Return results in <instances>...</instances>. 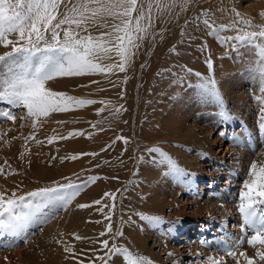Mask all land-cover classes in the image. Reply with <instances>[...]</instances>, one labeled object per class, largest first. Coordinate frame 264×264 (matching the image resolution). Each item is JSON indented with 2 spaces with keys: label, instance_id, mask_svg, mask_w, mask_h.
<instances>
[{
  "label": "rangeland",
  "instance_id": "374dc122",
  "mask_svg": "<svg viewBox=\"0 0 264 264\" xmlns=\"http://www.w3.org/2000/svg\"><path fill=\"white\" fill-rule=\"evenodd\" d=\"M80 2L81 0H63L58 12L62 14ZM140 3L147 9V0H138V6ZM233 7L242 17L252 20V30H258L255 26L264 24V17L260 15L261 11H264V0H190L186 10H182L177 3L175 7L163 11L153 3L151 23L149 25L147 19L141 21L146 27V32L140 34L143 39L136 41L138 47L130 49L132 54L126 71L114 69L110 73H97L100 77L99 98L96 103L90 105H96L99 115L97 120L101 123L96 124L94 128L89 124V105L82 107L80 115L84 114L83 122L78 117L61 113L65 116L63 121L73 122L64 132V137L70 139L52 138V143L49 144L57 151L63 152L71 146L73 139L86 144V137L93 135L95 129H98L97 133L101 136L104 132L117 130V136L112 134V139L102 141L101 147L108 148L107 150L113 147L117 149L122 164L128 165L125 179L104 176L102 172H97L98 163L95 169H91L90 164L82 165L76 159H65L56 154L49 165L52 167L57 163L56 167L51 169L54 173H48L43 179L29 178L23 172L22 178L19 174L16 175L20 167V151L23 146L28 151L27 145L33 144L30 142L41 140L43 121L47 122L49 116L37 121V126L33 128L23 107L13 108L0 102V113L10 108L16 117L13 121L0 115V176L2 175V180L12 182L9 185L11 190L0 191H5L11 196L10 192L14 190L19 196L24 187L28 189L25 193L27 194L37 189L71 182L79 186L78 196L86 192L83 200L90 205L88 208L92 209L93 213L88 216L90 227L87 233L79 235L80 239L75 236L69 241L70 247L87 250L82 264H92L91 259L97 260L95 264H127L123 253L111 251L113 247L127 249L134 256L145 257L151 264H209L210 257L222 261L223 264H236V260L228 255L227 248L228 242L232 243L233 238H239L242 252H247L249 256L255 255V249L241 241V237H250L252 233L240 227L242 219L237 205L238 193L243 188V182L248 179L246 173L250 163L254 160L264 161V130L260 128L264 93L260 90V79L254 71L257 61L254 48L225 40L226 37L237 35V32L232 28H219V25H229L236 19L231 12ZM218 8L224 10L217 11ZM205 9L211 10V19L217 25L215 35H210V30L202 22L203 17L200 14ZM114 24H120V20L97 16L95 20L90 19L82 26V29L86 30L75 29V25L72 28L79 31L81 37L90 35L96 38L102 33L113 31ZM238 27L244 30V25ZM142 48L141 55L137 56V50ZM10 50L0 46V54ZM232 56L243 58L241 65H233L231 71L222 68L227 62L229 64V60H233ZM111 57L96 62L102 66L120 62L114 51ZM65 77L50 80V87L57 88V85L64 82ZM209 78L215 80L223 98V109L215 103H204L198 97L195 86ZM79 88L80 86L77 89ZM152 100L158 101H153L151 106L148 103ZM156 108L158 114L151 115L150 112ZM222 110L229 114L228 119L221 117ZM111 116H116L117 125H110L106 120ZM103 119L108 124L103 122ZM78 120L80 123L76 125ZM28 125L29 128L24 132ZM74 131L83 134L69 136V133H75ZM221 132L225 135L221 136ZM128 143L132 150L129 162L128 159L122 158L123 148L125 149ZM153 147H159L167 153L188 174L187 177L174 175L175 178L172 179L164 178V175L151 183L153 175H150L149 171L152 165L158 167L160 160L158 153L148 151ZM13 149H17L15 155ZM140 155L147 156L148 162L138 167ZM29 159L32 165L34 159L31 156ZM106 160L108 159L100 158V161ZM138 169L143 173L140 182L134 181V173ZM163 171L166 173L168 169ZM29 172H32L31 169ZM90 177L97 179L91 181ZM108 179L109 187L105 185ZM210 179L216 181V189L207 187L212 185ZM16 181L19 184H15ZM144 182L155 184L159 190L153 192L140 189V184ZM32 186L34 187L30 188ZM209 192L218 196L216 200L222 204V209L212 207L213 203L207 197ZM106 193L113 194L114 199L112 195L106 196ZM152 198L154 202L149 201ZM97 200L100 204L93 203ZM67 206H48L44 210L45 218L42 216L44 220L27 228L23 238L19 236V239L13 241L10 235L1 237L3 244L0 242V264H49L48 259L41 254L44 249L49 253L61 250L65 255L63 244H54L49 231L54 230V224L64 223ZM216 208L222 212H215ZM83 209L80 208V211ZM106 217H110V220ZM143 217H158L159 220L152 222ZM201 221L209 223L203 227L205 233L198 231L193 234ZM109 224L112 227L111 232L106 231ZM211 224L212 230L207 228ZM69 226L62 225V230ZM184 226H188V232L182 235ZM102 232L105 235L101 236ZM118 232L123 234L117 235ZM179 237L185 239L180 240ZM8 240H11V243ZM104 240L109 242L108 248H104ZM203 242L206 243V249H202L200 243ZM80 243L83 245L80 246ZM200 249L206 252L200 253ZM67 253L69 254V251ZM99 257H104V260ZM20 258H23V262ZM240 262H244L243 258Z\"/></svg>",
  "mask_w": 264,
  "mask_h": 264
},
{
  "label": "snow or ice",
  "instance_id": "6c2138e0",
  "mask_svg": "<svg viewBox=\"0 0 264 264\" xmlns=\"http://www.w3.org/2000/svg\"><path fill=\"white\" fill-rule=\"evenodd\" d=\"M62 2L63 0H0V46L11 49L0 54V102L26 109L27 117L32 118L33 128L42 117H48L53 112H65L72 110L73 107L96 103L93 100L79 99L67 96L63 92L52 91L46 87L48 81L64 76L110 73L114 69L120 72L126 71V65L132 54L130 49L138 47L136 41L143 39L140 34L146 32V27L141 21L147 19L149 25L151 23L153 3L160 11L175 7L177 3L182 10H186L190 0H147V9L143 3L138 6V0H81L79 4L74 5L70 10L66 9L61 14L58 9ZM90 5L95 6L90 7ZM223 10V8L217 9V11ZM231 12L236 19L229 25H219V28H232L237 32V35L226 37L225 40L236 41L254 48L257 57L254 71L260 79V90L264 93V24L256 25L258 30H252V20L242 17L234 7ZM89 13L91 15H88ZM200 15L203 17V24L210 30L209 34L215 35L217 25L211 19V10L205 9ZM260 15L264 17V11H261ZM97 16L113 17L120 20V24H114L113 31L102 33L96 38L90 35L81 37L79 31L73 30V25L75 29H82L88 20H95ZM241 24L244 25L243 31L238 27ZM12 36L16 38L12 39ZM113 51L120 58L119 63L102 66L96 62L111 59ZM197 75L199 76L198 73ZM195 87L202 102L215 103L223 109V98L214 79L209 78ZM0 115L9 120L16 119L10 109ZM220 115L223 119L229 118L225 110H222ZM260 128L264 130V107L261 108ZM82 134L75 132L69 133V136ZM220 135L224 136L225 133L221 132ZM49 143H52V138H49ZM148 151L159 154L158 162L166 165L168 169L165 175L187 177L188 174L162 149L153 147ZM246 175L248 179L243 182V188L238 193L237 207L242 219L240 227L252 233L250 237L246 236L243 239L255 249V255L249 256L247 252L237 254L234 251L228 252V255L233 256L236 264H240V258H243L244 264H264V161H252ZM89 179L95 181L97 177ZM78 191L79 186L71 182L29 192L27 199L25 196H17L15 192L8 196L5 191H0V237L18 235L23 231L25 222L32 217L33 211H39L52 202L66 203L77 195ZM105 195H112L114 199L113 194ZM93 203L100 204V201ZM79 207L87 208L90 205L81 204ZM143 218L152 222L159 220L158 217ZM106 219L110 220V217ZM106 231H112L111 224L107 225ZM122 234V232L117 233V235ZM100 235L103 236L105 233L102 232ZM76 239L80 237L77 236ZM102 243L104 248H108L107 240ZM71 250V248L65 249L69 252ZM111 251L123 253L127 264H151L150 260L142 256H134L127 249L113 247ZM99 259L104 260V257ZM209 264H223V262L210 257Z\"/></svg>",
  "mask_w": 264,
  "mask_h": 264
},
{
  "label": "bare ground",
  "instance_id": "6f19581e",
  "mask_svg": "<svg viewBox=\"0 0 264 264\" xmlns=\"http://www.w3.org/2000/svg\"><path fill=\"white\" fill-rule=\"evenodd\" d=\"M221 20H223V19H221ZM142 51H143V48L141 50H137L136 55L137 56L141 55ZM246 53H248V52L246 51ZM132 58H133V56H132ZM242 60H244V59L240 58V57H237V58L233 57V60H229V64L227 62V64H224V66L222 68L227 69V70L230 69V71H231L233 69L232 68L233 65H235L236 67L238 66V64L241 65L240 61H242ZM251 65H254V64L251 63ZM237 71H241V70H237ZM145 74H146V72H145ZM87 75H85V76H87ZM85 76L84 75H80V76H66L64 82L61 85H57V88H55V89L50 87V81H48L46 83V87L48 89L52 90V91H55V92L66 93V95L70 96V97H75V98H79V99L86 98L88 100L97 101V99L99 98V90H98V88H99L100 77L97 74H89L88 75L89 77L88 76L85 77ZM79 86H80V88L77 89ZM109 91H110V89H109ZM100 95H102V94H100ZM104 95H108V94H104ZM153 101L156 102L158 100H152L148 104L152 106V104L154 103ZM167 101H170V100H167ZM154 105H156V104H154ZM129 106H130V103H129ZM12 107L13 108H17L18 106H12ZM88 107L90 108V113H89V117H88L89 120H90L89 124L92 125L93 128H94V126L96 124H100L101 122L98 123L99 120H97V118H99V115L97 114L96 105H92V106L89 105ZM165 109H166V107H165ZM4 111H6V110L4 109ZM81 111H82V107H73L72 110H69V111L51 113L49 115V120L47 122L43 121L44 127L42 129L41 140L40 139L37 140V141H40V143H37V141L30 142V143H33V144L27 145L28 151L25 150L24 146H23L22 150L20 151V153H19L20 167L17 169L19 172H16V175L19 174V176L22 178L21 173L23 172L24 174H27L29 176V178L30 177H34L35 179L41 180V178L42 177H46V175H48V173H54V171H52L51 169H52V167L55 168L57 163L54 166H52V167L51 166L49 167V165H50L51 161L53 159H55L54 155L56 154L57 156L58 155H60L61 157L63 156L65 159L71 158L72 156H76L77 157L76 160H77V162L79 164H82V165H85V164L89 165L90 164V165H92L91 169H95L96 168V163H98V166H97V169H96L97 172H102L103 174H105L104 176L109 175V176H115V177H117V179H125L126 178V176H125L126 168L128 167V165L124 166L122 164L121 159L119 157L120 155H119L117 149L115 147H113V149L107 150L108 148L104 149L103 147H101L102 141H104V140L105 141L106 140L110 141L112 139V137H113L112 134H115V135L117 134V130L116 131H110L108 133L104 132V134L101 136V134L97 133L98 129L97 130L95 129V132H93V135L86 137V139H88L86 144L82 143V141H77V140L75 141V139H73V142H72L71 146H68L67 150H65L63 152L57 151L53 146H51L49 144V138H56V139L60 138L61 140H64V138H66V137H64L65 130H67L68 127L73 124V122H65V121H63L62 119L65 116H63L61 113L65 114L67 116L78 117L82 121V119L84 117V114L80 115ZM11 112H13V111L11 110ZM24 112H25V114H27L26 109H25ZM158 112L159 111L156 108L153 112H150V114L154 116L155 114H158ZM43 118L44 117H42L41 119H43ZM106 120L109 121L110 125L111 124L112 125H117V123H118V121L116 120V116H111V117H109ZM106 120L103 119V122L107 123ZM28 122L30 123V126H31L32 125V118H29ZM76 122H77L76 125H79L80 121L78 120ZM93 122H94V124H92ZM28 128H29V125L25 127L24 132H26ZM66 139H70V138H66ZM19 146H21V145H19ZM119 146H120V144H119ZM130 147H131V145L128 143L127 146H125V149L123 148V154H122L123 160H127L128 159V162H129V159H131L130 157L132 155L131 154L132 150H131ZM89 150H91L92 152H90ZM13 151H14V155H15L17 153V149H13ZM26 152H28V153H26ZM108 153H111V154H108ZM25 154H28V155H25ZM81 154H83V155H81ZM93 154H95V155H93ZM106 154H108V155H106ZM120 154H121V152H120ZM29 156H31L34 159L32 165H31V160L29 159ZM101 157H103V159L107 158L108 160L100 161ZM146 157L147 156H144V155H140L138 157V164H139L138 167L144 166L148 162ZM148 158H150V157H148ZM186 158H188V157H186ZM61 164L63 165V163H61ZM157 166L158 167H155V166L153 167V165H152L151 166V170L149 171V174L153 175L152 179H151V183H153L154 181L159 179L161 176L163 177L165 175V172L163 170L165 168H167V166L166 165H161L160 163L157 164ZM3 168H5V167L3 166ZM30 169H31L32 172H29ZM139 169L137 170V172L134 173L135 174L134 181H139L140 177H142V175H143V173ZM3 170H5V169H3ZM7 172H8V170H7ZM9 174H11V172H9ZM3 175L5 176V173ZM10 176H12V175H10ZM166 177L172 178V179L175 178L174 175H165L164 178H166ZM107 178H109V177H107ZM211 180H212V185L207 186V187H212V188L216 189L215 188L216 181H214L213 179H210V181ZM11 183L12 182H6V180H2V175L0 176V190L1 189L11 190L10 187H9V185ZM14 183L15 184H19L18 181L14 182ZM105 185L107 187H109V185H110V180L109 179L106 180ZM154 185L155 184L150 185L147 182H144V183L140 184V189L143 188V189H146V190H152L153 192L159 190V188L156 185L155 186ZM22 187H24V186H22ZM33 187L34 186H32L30 188H33ZM46 187H48V185ZM132 187H134V185ZM136 190H138V189H136ZM20 191H19L20 193L18 194L19 196H27V194H25V193L28 191V189L26 190L25 187H24ZM13 192H14V190H13ZM11 193L12 192H10V194ZM85 194H86V192L83 193L80 196L76 195L74 197V201H73V198H71L66 203L63 202V201L52 202L49 205H47L46 207H42L39 211H33L32 217L27 222H25L23 231H21L18 235H15V236L10 235L9 237L13 241L19 239V236L21 238H23V236L25 235L24 232H25V230L27 228L32 227L35 222L37 223L38 221L44 220L45 215H46V212H44V210L48 206L49 207H53V205H55V204H57L59 206H64L66 204V205H68L67 208L65 209V213H66L67 217L64 220V223H62V225H64V226L70 225V226L67 229L62 230V225L56 223V224L53 225L54 230L49 231V236L51 237L52 242L54 244L62 243L63 244L62 248L64 249V251H65L66 248H71L72 250H75V251H70L69 252L70 255L67 253V251H65L66 254L63 255L61 250L58 251V252H57V250H55L54 253H51V252L49 253V251L47 249H44V250L41 251V254L43 255V257H46L48 259L49 264H81V261H83L86 258L85 256L87 254V250H85L84 248H78L77 249L76 246L75 247H70L71 244H70L69 241L73 240L75 236H79L82 233H87V231H88V229L90 227L88 216H90V214L93 215V213L91 212L92 209H89L87 207V208H84L82 211H80V207H79V205H81L82 203L83 204H87V202H85V200H83L84 197H85ZM207 195H208L207 196L208 200L212 201V203H213V204L211 203L212 207L215 206V207H220L222 209V204L217 202L216 198L218 196H216V194L214 192L213 193L209 192V194H207ZM26 199H27V197H26ZM149 201L154 202V199L153 198L151 200L149 199ZM63 203H64V205H62ZM145 203H146V201H145ZM220 210L218 208L217 210H215V212H220ZM29 211H31V210L29 209ZM224 211L226 212V209H224ZM221 212H222V210H221ZM39 213L41 214V216H39L40 215ZM226 214L229 215L228 212H226ZM228 215H227V217H229ZM35 217L39 218V219L35 220L34 219ZM203 222L204 221H201V224H200V222H198L200 226H198V228H196V231H194L193 234H195V233L197 234L198 231L201 234L205 233V231L203 230V227L205 225H207L208 222H205V223H203ZM187 227L188 226H184V228H183L184 230H183V234L182 235H185V232H188ZM212 227H213L212 224L207 226V228L210 229V230L213 229ZM212 233H214V232H212ZM47 237H48V234H47ZM243 238L244 237H241V241H244ZM179 239L180 240H184L185 238L184 237H179ZM10 241H9V243H11ZM0 242L3 244V241H0ZM240 243L241 242L239 241V238H233L232 239V243L228 242V244H227L228 247L227 248H228L229 252L230 251H234L237 254L239 252H242L241 248L239 247ZM200 244L203 246L202 249H206L205 248L206 245H204L206 243L203 242V243H200ZM81 245H83V244L80 243V246ZM199 247H201V246H199ZM205 252H206V250H201L200 249V253H205ZM230 257L233 258V256H231V255H230ZM20 261L23 262V258H20ZM96 261L97 260L91 259L92 264H95ZM240 264H244V262H242V263L240 262Z\"/></svg>",
  "mask_w": 264,
  "mask_h": 264
}]
</instances>
